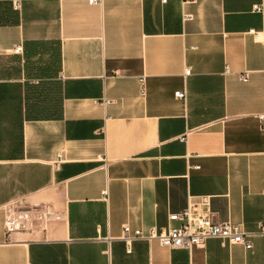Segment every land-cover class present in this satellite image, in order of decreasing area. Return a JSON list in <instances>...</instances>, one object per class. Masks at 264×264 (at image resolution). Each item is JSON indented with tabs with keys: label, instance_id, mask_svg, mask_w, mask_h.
Masks as SVG:
<instances>
[{
	"label": "crops",
	"instance_id": "crops-1",
	"mask_svg": "<svg viewBox=\"0 0 264 264\" xmlns=\"http://www.w3.org/2000/svg\"><path fill=\"white\" fill-rule=\"evenodd\" d=\"M260 3L0 0V264H264ZM203 197L252 248L136 239L127 252L123 224L176 225ZM14 200L59 217L6 237Z\"/></svg>",
	"mask_w": 264,
	"mask_h": 264
},
{
	"label": "built area",
	"instance_id": "built-area-1",
	"mask_svg": "<svg viewBox=\"0 0 264 264\" xmlns=\"http://www.w3.org/2000/svg\"><path fill=\"white\" fill-rule=\"evenodd\" d=\"M25 0H11L13 9L19 10L21 2ZM103 0H87L90 4H101ZM166 2L167 0H161ZM253 11L263 12L264 5L262 3L255 4ZM13 52L21 51V47L17 45L13 48ZM228 72V66H225L224 73ZM190 70L186 69L184 75H189ZM242 81H247V73L243 72L239 76ZM176 98L185 99V90L174 92ZM258 118L264 129V113H259ZM184 139V136H181ZM198 167V166H196ZM195 167V168H196ZM101 194L107 198L105 190ZM4 213L3 229L6 237L14 232L45 230L49 221L58 218L59 214L50 204L38 203L36 205H20L15 200L9 201L2 206ZM170 221L177 222L176 225H168L166 227L150 226L144 231L141 228L132 229L129 225L123 224L121 239L126 244L127 252L131 251V245L136 239L157 240L162 246L174 249L190 250L195 245L203 244L208 239L219 238L223 243L228 245L240 244L246 250L252 248V236L255 233L244 231L237 224L229 222H217L211 219V211L207 197L198 200V203H189L185 209L179 213H171L168 216Z\"/></svg>",
	"mask_w": 264,
	"mask_h": 264
}]
</instances>
